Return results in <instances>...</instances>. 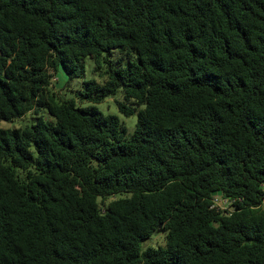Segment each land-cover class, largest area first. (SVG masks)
Instances as JSON below:
<instances>
[{"label": "trees", "instance_id": "16d2710c", "mask_svg": "<svg viewBox=\"0 0 264 264\" xmlns=\"http://www.w3.org/2000/svg\"><path fill=\"white\" fill-rule=\"evenodd\" d=\"M113 50L91 106L56 100ZM39 109L0 129V264H264V0H0V119Z\"/></svg>", "mask_w": 264, "mask_h": 264}, {"label": "rangeland", "instance_id": "374dc122", "mask_svg": "<svg viewBox=\"0 0 264 264\" xmlns=\"http://www.w3.org/2000/svg\"><path fill=\"white\" fill-rule=\"evenodd\" d=\"M130 60H132L130 55L119 50H113L111 54H103L99 64H96L91 57H87L83 62L84 73L82 76L69 79L68 75L59 68L51 80L52 82L49 90L55 94L56 100H73L77 107L82 108L91 106V103L81 100L80 98V92L83 90V83L86 81H95L97 84L102 85L107 79L106 72L110 68L116 69L124 67ZM122 102L131 105L130 101H124L123 94L121 90H119L114 96L105 99L100 104H96L95 107L104 114L116 115L126 128V137H129L134 131L137 111L126 116L118 109L117 104ZM38 116L42 117L45 122H55V118L51 116L46 109H39L38 113L30 111L20 118L11 120L0 119V129L24 128L33 124ZM31 149L35 152L33 147ZM114 198H116V196H111L103 200L99 198L100 207L103 209L105 204ZM262 207L264 209V203ZM165 243L166 232H155L149 238L141 242V249L164 246Z\"/></svg>", "mask_w": 264, "mask_h": 264}, {"label": "built area", "instance_id": "2783aa9c", "mask_svg": "<svg viewBox=\"0 0 264 264\" xmlns=\"http://www.w3.org/2000/svg\"><path fill=\"white\" fill-rule=\"evenodd\" d=\"M236 201H241L240 197H223L214 195L211 200L210 208L219 210L224 214H230L236 210Z\"/></svg>", "mask_w": 264, "mask_h": 264}, {"label": "water", "instance_id": "95a60500", "mask_svg": "<svg viewBox=\"0 0 264 264\" xmlns=\"http://www.w3.org/2000/svg\"><path fill=\"white\" fill-rule=\"evenodd\" d=\"M211 194H212L213 196H214V195H221V190L212 191ZM161 230H162V223H159L156 232H161Z\"/></svg>", "mask_w": 264, "mask_h": 264}]
</instances>
